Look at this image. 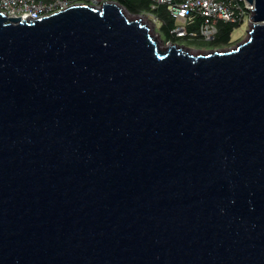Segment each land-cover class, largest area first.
Returning a JSON list of instances; mask_svg holds the SVG:
<instances>
[{
	"label": "water",
	"instance_id": "obj_1",
	"mask_svg": "<svg viewBox=\"0 0 264 264\" xmlns=\"http://www.w3.org/2000/svg\"><path fill=\"white\" fill-rule=\"evenodd\" d=\"M248 1V38L198 55L114 1L0 12V264H264Z\"/></svg>",
	"mask_w": 264,
	"mask_h": 264
},
{
	"label": "built area",
	"instance_id": "obj_2",
	"mask_svg": "<svg viewBox=\"0 0 264 264\" xmlns=\"http://www.w3.org/2000/svg\"><path fill=\"white\" fill-rule=\"evenodd\" d=\"M120 0H0V12L8 17L40 19L77 4L101 5L103 2ZM149 9L140 15L149 18L161 30L165 21L159 15L165 9L174 26L169 30L173 40L211 42L219 33V24H238L250 27L253 23L254 3L248 0H148ZM192 25L198 28L189 30ZM177 42V41H176Z\"/></svg>",
	"mask_w": 264,
	"mask_h": 264
},
{
	"label": "rangeland",
	"instance_id": "obj_3",
	"mask_svg": "<svg viewBox=\"0 0 264 264\" xmlns=\"http://www.w3.org/2000/svg\"><path fill=\"white\" fill-rule=\"evenodd\" d=\"M129 13H130V16H129L130 19L139 18V19H142L144 24H147V26L152 30V35L158 36L157 41L160 43V46H162V49H165L167 47L168 44L166 43V40H167L166 36L159 28H157L154 25V23L149 18H147V16L142 17L140 15L141 13H144V12L135 11V12H129ZM248 30H249V27H245V26L236 27L234 31L232 32L229 40L220 45H217L215 43L216 38L212 40L211 42L202 41L199 39L194 40L193 42L192 41L185 42V40H182V41L177 40V42L178 44H183L185 48H187L190 51V53L193 55L204 54V53L213 52V51H227L232 48H235L240 43L244 42L248 38ZM172 43H174V41H172Z\"/></svg>",
	"mask_w": 264,
	"mask_h": 264
},
{
	"label": "trees",
	"instance_id": "obj_4",
	"mask_svg": "<svg viewBox=\"0 0 264 264\" xmlns=\"http://www.w3.org/2000/svg\"><path fill=\"white\" fill-rule=\"evenodd\" d=\"M119 2L129 12H135V11L143 12V11H147L150 8L148 0H120ZM158 12L161 18L165 21V24L161 27V31L164 33L166 38L169 39L170 38L169 30L174 26V21L169 18V15L165 11V9L162 8ZM236 27H238V24L220 23L219 33L216 37L215 43L217 45H220L222 43L227 42ZM197 28H198L197 25H192L189 27V30H194ZM173 41H177V40H173Z\"/></svg>",
	"mask_w": 264,
	"mask_h": 264
},
{
	"label": "bare ground",
	"instance_id": "obj_5",
	"mask_svg": "<svg viewBox=\"0 0 264 264\" xmlns=\"http://www.w3.org/2000/svg\"><path fill=\"white\" fill-rule=\"evenodd\" d=\"M142 17H143V16H142ZM142 22H143V21H142ZM158 45H159V47L162 49V46H160V43H159V42H158ZM168 46H169V44L167 45V47H168ZM167 47H166V48H167ZM166 48H165V49H166Z\"/></svg>",
	"mask_w": 264,
	"mask_h": 264
},
{
	"label": "flooded vegetation",
	"instance_id": "obj_6",
	"mask_svg": "<svg viewBox=\"0 0 264 264\" xmlns=\"http://www.w3.org/2000/svg\"><path fill=\"white\" fill-rule=\"evenodd\" d=\"M104 3V2H103ZM186 42V41H185ZM174 43H177L178 44V42H176V41H174ZM179 45H183V44H179ZM184 46V45H183ZM185 47V46H184Z\"/></svg>",
	"mask_w": 264,
	"mask_h": 264
}]
</instances>
